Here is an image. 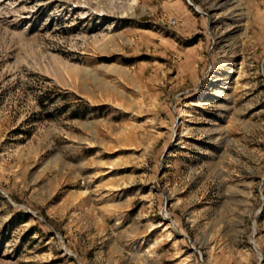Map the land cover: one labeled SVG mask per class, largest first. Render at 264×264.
Segmentation results:
<instances>
[{
  "label": "rangeland",
  "instance_id": "1",
  "mask_svg": "<svg viewBox=\"0 0 264 264\" xmlns=\"http://www.w3.org/2000/svg\"><path fill=\"white\" fill-rule=\"evenodd\" d=\"M0 264H264V0H0Z\"/></svg>",
  "mask_w": 264,
  "mask_h": 264
}]
</instances>
